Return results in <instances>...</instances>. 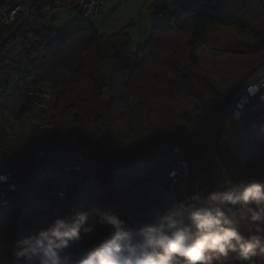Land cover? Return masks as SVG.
Wrapping results in <instances>:
<instances>
[{
	"label": "trees",
	"instance_id": "obj_1",
	"mask_svg": "<svg viewBox=\"0 0 264 264\" xmlns=\"http://www.w3.org/2000/svg\"><path fill=\"white\" fill-rule=\"evenodd\" d=\"M10 1L0 0V8ZM31 2L26 21L0 25V156L24 145V130L16 139L9 133L26 120L28 87L45 83L52 88V135L82 140L99 154L110 138L115 154L123 157L168 140L184 123L206 173L215 176L218 130L227 106L264 66V60L255 68L250 64L264 53V0H157L152 11L172 27L154 30L135 53L131 28L114 35L77 30L53 39L43 23L46 0ZM225 162L234 179L245 169L264 174V130L234 155L230 145ZM27 225L24 215L9 218L0 264H16L17 241L28 235ZM110 230L99 224L85 246ZM253 264H264V258H254Z\"/></svg>",
	"mask_w": 264,
	"mask_h": 264
},
{
	"label": "built area",
	"instance_id": "obj_2",
	"mask_svg": "<svg viewBox=\"0 0 264 264\" xmlns=\"http://www.w3.org/2000/svg\"><path fill=\"white\" fill-rule=\"evenodd\" d=\"M105 1L76 0V5L73 0L67 2L84 18L98 19ZM32 6L31 0H11L0 8V25L10 27L26 21ZM24 98L28 140L16 152L0 156V230L10 217L24 215L29 236L46 227L50 218L70 214L80 205L108 206L135 225L151 219L152 209L171 206L185 191L199 187L201 164L185 138L160 140L123 157L115 154L114 142L109 138L99 154L82 140H65L51 134V86L31 84ZM260 113H264V66L227 106L222 125L231 131L223 136L222 144L249 128ZM20 131H11L9 137L17 138ZM219 148L220 181L234 179L223 148ZM172 171L178 174L175 183L170 178ZM93 233L84 235L71 250L84 246Z\"/></svg>",
	"mask_w": 264,
	"mask_h": 264
},
{
	"label": "clouds",
	"instance_id": "obj_3",
	"mask_svg": "<svg viewBox=\"0 0 264 264\" xmlns=\"http://www.w3.org/2000/svg\"><path fill=\"white\" fill-rule=\"evenodd\" d=\"M177 175L170 173L174 183ZM97 224L111 230L71 250ZM17 247L16 264H253L264 258V174L245 169L235 179L185 191L135 225L108 206L80 205Z\"/></svg>",
	"mask_w": 264,
	"mask_h": 264
},
{
	"label": "rangeland",
	"instance_id": "obj_4",
	"mask_svg": "<svg viewBox=\"0 0 264 264\" xmlns=\"http://www.w3.org/2000/svg\"><path fill=\"white\" fill-rule=\"evenodd\" d=\"M67 1L68 0H46L47 7L42 13L43 23L53 31V39H64L77 30H95L100 34L114 35L126 28H131L132 43L130 51L135 53L138 49L146 45L154 30L172 27L165 16L157 15L152 11V7L157 0H106L102 14L98 19L84 18L75 13V6H70ZM73 3L76 5V0H73ZM263 60L264 53L252 58L250 64L255 68L260 66ZM37 78L38 77H36V79ZM8 119L12 124L14 123L10 116H8ZM249 128L246 129L249 130L246 131L245 134H243L245 131L242 134L239 133L240 135L238 134L222 144L223 136L228 134L231 129L227 125H222L221 123L218 130L217 146L215 148V176L214 174L210 175L206 173V164L199 159L201 153L199 150H195L196 156H199L198 160L201 164L200 168H198V170L200 169L199 173L201 176L198 184L199 187L204 185H201V180L202 182H206L208 179H213L212 182L220 181L217 165V154L220 153L219 147L223 148V153L226 155V150L231 145V153L233 155L236 154L244 143L249 141L258 132L264 130V113L256 114ZM19 129L21 130V134L23 130L25 132V144L28 140L29 126L25 123L21 124V126L19 123H16L12 132H17ZM21 134L19 136H21ZM173 137L185 138L189 143L192 142L191 145L195 148V143H193L195 137L184 123H180L175 127L170 138ZM135 138L134 135H131L129 140H135ZM237 169L241 171L240 165ZM5 228L6 227L0 230V244ZM86 244L87 243H85V245Z\"/></svg>",
	"mask_w": 264,
	"mask_h": 264
}]
</instances>
